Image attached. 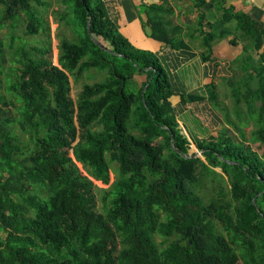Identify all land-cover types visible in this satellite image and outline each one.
Segmentation results:
<instances>
[{
  "label": "trees",
  "instance_id": "trees-1",
  "mask_svg": "<svg viewBox=\"0 0 264 264\" xmlns=\"http://www.w3.org/2000/svg\"><path fill=\"white\" fill-rule=\"evenodd\" d=\"M33 1L46 4L0 0L7 16L14 9L26 15L28 34L46 28ZM61 2L59 20L75 38H62L59 63L47 56L48 48H23L5 87L14 100L0 92V264H264V152L248 145L245 129L253 121L252 136L264 144V23L229 7L221 28L203 34L207 58L217 38L235 33L230 42L238 44L242 33L247 41L230 66L236 77L227 79L238 122L225 111L241 140L226 128L194 140L203 158L190 153L192 140L179 125L160 56L121 33L104 0ZM164 5L145 9L152 36L172 43L164 22L151 15ZM93 68L107 76L84 83L74 97L70 76L78 80ZM139 74L145 80L131 90ZM210 86L209 99L219 110L217 85ZM11 103L14 115L6 111ZM77 162L105 184L112 162L118 163L116 180L103 189L102 210L96 184ZM217 167L229 177L230 190L222 187L206 202L199 184L222 175Z\"/></svg>",
  "mask_w": 264,
  "mask_h": 264
},
{
  "label": "crops",
  "instance_id": "crops-1",
  "mask_svg": "<svg viewBox=\"0 0 264 264\" xmlns=\"http://www.w3.org/2000/svg\"><path fill=\"white\" fill-rule=\"evenodd\" d=\"M111 19L136 47L151 50L160 56L168 69L174 94L171 97L179 125L192 141L219 134L221 124L226 126L221 113L211 103L210 85H217L233 74V59L242 56L247 44L240 33L238 44H232L229 35L217 38L211 58L206 57L203 34L221 28V18L225 8L244 11L264 23V0H104ZM165 4L162 10L151 15L164 22L171 34L172 43H166L152 36L149 14L146 7ZM202 14L204 18L201 20ZM234 29L235 21L229 23ZM254 58L258 52L250 47ZM144 76V75H136ZM135 76V77H136ZM145 77L143 78V81ZM210 86V87H209ZM190 94L204 96L202 100H192ZM213 105V106H212ZM221 131V130H220ZM218 134H215L217 133ZM195 135V137L192 135Z\"/></svg>",
  "mask_w": 264,
  "mask_h": 264
},
{
  "label": "rangeland",
  "instance_id": "rangeland-1",
  "mask_svg": "<svg viewBox=\"0 0 264 264\" xmlns=\"http://www.w3.org/2000/svg\"><path fill=\"white\" fill-rule=\"evenodd\" d=\"M42 1L46 2V4L44 5L39 4L36 1H33V4L37 13L44 18L46 28L40 29L35 34L27 33L28 19L20 9H16V10L14 9V12L16 11L15 14H17V17H15V14L14 16H7L5 11V5L0 2V39H2L4 43V53L2 56H0V62L2 63V70H3V72L0 74V80L2 85L0 88V92L2 94H5L8 100H14V97L6 92L5 87L13 78H15V75L17 73V68L18 66H20L19 59L24 57L22 53L23 48L29 52L32 46L48 48L50 52L47 56L52 57V60L56 64H58L59 52H60L59 44L62 38L63 37H67L70 39L75 38V35L71 30V28H69L64 22H61L59 20V12L63 8V4L61 0H42ZM102 41L105 42L104 40ZM215 42L216 41L212 42V45H214ZM105 43L108 45V42ZM37 57H39V54H37ZM238 65L240 64L236 63L232 67L235 68L237 71H240ZM232 72L233 75L231 76L236 77L235 74L236 71L232 69ZM106 76H107L106 70H99L96 68L85 71L78 78V80H76L73 76H70L73 96L76 97L77 93L80 92L81 89L83 88L84 83H93L97 81H102L105 79ZM143 78L144 76L134 77V79H132L129 84L131 90L137 91V89L143 83ZM228 78L229 77L227 76L224 80H222L219 83V95H220L219 101L221 102V104H223V107L219 110L216 108V111L221 113L222 116L221 121L223 118L225 121V111L226 108H228L230 111V117L238 122L239 117L235 112V99L232 96L231 85L227 80ZM213 108H215V106H213ZM242 109L244 111L246 110L244 104L242 106ZM6 111L9 114L14 115V113H16V106L14 105V103H11L10 106L6 108ZM223 127L227 129V132L232 137H234L235 140L237 141L241 140V135L235 129L234 125L229 124L224 126L221 124V128ZM255 127L256 125L253 121L245 125L246 135H247L246 141L249 146H251L253 149L257 150L260 154H262L264 152V144H261L260 142L254 140L252 136V131L255 129ZM220 130H218L219 133ZM215 134H218V132ZM192 135L195 137L193 133ZM26 136L25 135L23 136L24 141H26ZM195 139L198 138L195 137ZM159 140L163 141L161 138ZM195 152L199 156H202L204 158V155L201 149L198 147L197 143L195 141H191L190 153H195ZM77 164L81 172L84 175L89 176L96 184L97 194L99 197V208L102 210L103 208L102 196L104 193L103 189L109 188L111 184L116 180L119 169L118 163L112 162L111 164V171H110L111 181L108 184H105L103 181L94 178L89 173L87 167H85L84 164L80 162H77ZM216 169L219 172H221L222 175L216 177L213 174H210L199 184L200 185L199 193L204 197L206 202H209L210 199L214 197L221 190L222 187L225 188L226 192L230 190L229 177L222 171L221 167H217ZM227 199L229 200L231 199L230 195L227 196ZM0 235L2 237H5V232L0 231ZM161 239H162L161 237L158 238V240Z\"/></svg>",
  "mask_w": 264,
  "mask_h": 264
},
{
  "label": "water",
  "instance_id": "water-1",
  "mask_svg": "<svg viewBox=\"0 0 264 264\" xmlns=\"http://www.w3.org/2000/svg\"><path fill=\"white\" fill-rule=\"evenodd\" d=\"M90 24H91V22H89V24H88V26H89V32H91ZM91 35H92V37L94 38V40H95L98 44H101L100 41L98 40V38H97L94 34L91 33Z\"/></svg>",
  "mask_w": 264,
  "mask_h": 264
}]
</instances>
